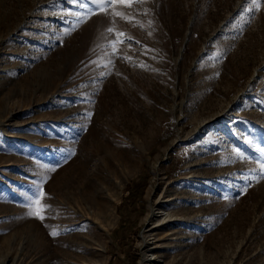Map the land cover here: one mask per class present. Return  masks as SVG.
<instances>
[{
	"label": "rangeland",
	"instance_id": "374dc122",
	"mask_svg": "<svg viewBox=\"0 0 264 264\" xmlns=\"http://www.w3.org/2000/svg\"><path fill=\"white\" fill-rule=\"evenodd\" d=\"M257 2L0 0V264H264Z\"/></svg>",
	"mask_w": 264,
	"mask_h": 264
},
{
	"label": "snow or ice",
	"instance_id": "6c2138e0",
	"mask_svg": "<svg viewBox=\"0 0 264 264\" xmlns=\"http://www.w3.org/2000/svg\"><path fill=\"white\" fill-rule=\"evenodd\" d=\"M70 3L73 4H77L78 7L82 8V9H86L88 8V3L90 2L91 4H95L100 8V11H105V6L106 5H113L115 3H124L126 4V6H131V4L133 2H136V0H88V2H83V0H69ZM254 6L256 8H259V3L257 2V0H252ZM251 9H249L250 11ZM94 14V13H73L74 16H76L77 19V23H79L81 20L86 19L89 15ZM116 15L119 16H123L122 13L120 12H116ZM127 19V17H125ZM108 31H112V29H108ZM237 154H239V150L237 149ZM260 168L261 170H264V163L260 164ZM45 196V193L42 190H39L36 194H35V198L33 200L30 201L29 206L33 207L34 210L33 212H31L30 214L43 219V215L42 212L44 210V208L46 207V205H42L41 204V199ZM51 235H56V232H52L50 233Z\"/></svg>",
	"mask_w": 264,
	"mask_h": 264
}]
</instances>
